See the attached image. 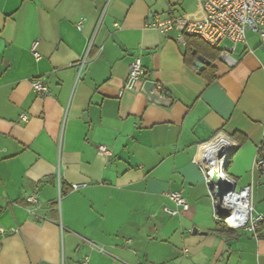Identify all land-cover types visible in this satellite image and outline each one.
<instances>
[{"label": "crops", "instance_id": "1", "mask_svg": "<svg viewBox=\"0 0 264 264\" xmlns=\"http://www.w3.org/2000/svg\"><path fill=\"white\" fill-rule=\"evenodd\" d=\"M172 15L205 11L201 0H0V264H161L179 245L191 259L264 264V237L212 215L202 155L230 139L224 170L264 214V41L249 31L210 82L185 63L188 35L147 25ZM137 56L145 73L120 94ZM36 78L50 93L34 91ZM146 81L171 102L152 101Z\"/></svg>", "mask_w": 264, "mask_h": 264}, {"label": "built area", "instance_id": "2", "mask_svg": "<svg viewBox=\"0 0 264 264\" xmlns=\"http://www.w3.org/2000/svg\"><path fill=\"white\" fill-rule=\"evenodd\" d=\"M201 2L205 11V17L201 20H192L176 15L166 18L152 16L147 25L166 35L172 30H178L181 33V40H183L184 35L200 37L210 46L220 48L221 56L226 59L231 58L230 51H233L239 43L246 41L249 31L258 32L264 41V0H201ZM225 41H229L231 46L223 47L222 45ZM34 52L36 57L39 58V54L35 49ZM85 63L86 57L79 64V71L84 68ZM144 73L145 69L142 65L141 57L137 56L130 64V72L120 94L135 89L136 84ZM32 87L37 94L46 95L50 93L49 87L40 78L32 81ZM27 118V115H22L23 120L26 121ZM228 140L231 145L230 150L224 155V162L219 170L221 177L226 182L227 191L221 197L212 192L215 210L222 211L220 216L215 215V218L226 223L231 228H245L256 233L260 224L264 221V214L255 212V206L251 200V187L247 186L241 190H236L235 180L229 177L224 170L229 153L235 148L232 141ZM98 151L105 156L112 154V151L106 145H99ZM257 164L264 166V160H257ZM210 173L211 168L209 175ZM209 179L211 181L210 177ZM87 184V182L73 183L71 190H78ZM166 194L183 210L189 209V204L181 192L169 191ZM37 196V194L29 195L27 201L37 203ZM217 200L219 201L217 202ZM164 209L172 215L179 212L168 207ZM0 233H6V229L1 225ZM90 243L94 245V243ZM1 249L2 244L0 241V251ZM100 249L104 250V247H100ZM82 264H90L88 257Z\"/></svg>", "mask_w": 264, "mask_h": 264}, {"label": "trees", "instance_id": "3", "mask_svg": "<svg viewBox=\"0 0 264 264\" xmlns=\"http://www.w3.org/2000/svg\"><path fill=\"white\" fill-rule=\"evenodd\" d=\"M186 43V65L199 71V73L210 82L214 81L216 78V68L213 64L220 57L221 49L210 46L207 42L197 36H186ZM200 56H203L207 60L211 61V63L204 68H198L195 65V61H197ZM234 136L239 139L241 143L246 140V136L240 132H236ZM255 236L258 238L264 237V221L260 224Z\"/></svg>", "mask_w": 264, "mask_h": 264}, {"label": "water", "instance_id": "4", "mask_svg": "<svg viewBox=\"0 0 264 264\" xmlns=\"http://www.w3.org/2000/svg\"><path fill=\"white\" fill-rule=\"evenodd\" d=\"M210 63L211 61L207 60L203 56H200L198 60L195 61V65L199 68H204ZM145 88V92L150 96L152 101L163 105H168L171 102L170 99L162 97L160 93L157 92L156 83L154 81H146ZM234 149L229 153V156L234 151ZM210 178L214 185L215 193L220 197L224 195V193L227 191V185L225 180L221 177L219 170L216 168H211ZM193 232L196 233L197 229L194 228Z\"/></svg>", "mask_w": 264, "mask_h": 264}, {"label": "rangeland", "instance_id": "5", "mask_svg": "<svg viewBox=\"0 0 264 264\" xmlns=\"http://www.w3.org/2000/svg\"><path fill=\"white\" fill-rule=\"evenodd\" d=\"M190 2H191V0H190ZM253 32H255V31H253ZM258 33V32H257ZM225 44H229V42L227 41V42H225ZM223 47H224V43H223V45H222ZM218 199H219V197H217ZM210 201H212L211 203H210V206H211V212H212V215L213 216H215V215H219L220 216V212H222V211H216V210H214L215 209V207H214V202H213V200H212V198H210ZM219 200H217V202H218ZM215 211V212H214ZM147 247V249H148V251L149 250H152V252H153V250L155 249V245H152V246H146ZM178 248H179V250H178V254H174V259L172 260V261H169V262H164V263H161V264H194V261L196 260V262H195V264L197 263V264H216V263H218L219 261V259L221 258L219 255H218V257H217V260H214V259H211V257H210V253H209V251H207V252H205V253H201V254H199L198 256H197V259H191V257L193 256V254L192 253H190V251L188 252H185V251H183V247L181 246V245H179L178 246ZM215 248H217V247H215ZM145 249H142V251L145 253V251H144ZM207 250H209V249H207ZM106 251L107 252H109L108 251V249L106 248ZM153 255V254H152ZM191 259V260H190ZM185 260H188L189 262H191V261H193V263H185V262H187V261H185ZM185 261V262H184ZM147 264H150V263H147ZM219 264H221V262H219Z\"/></svg>", "mask_w": 264, "mask_h": 264}, {"label": "bare ground", "instance_id": "6", "mask_svg": "<svg viewBox=\"0 0 264 264\" xmlns=\"http://www.w3.org/2000/svg\"><path fill=\"white\" fill-rule=\"evenodd\" d=\"M230 146V141L227 138L218 137L206 146V151L202 155L209 157L210 164L213 165V168L219 169L224 162V155L230 150Z\"/></svg>", "mask_w": 264, "mask_h": 264}]
</instances>
